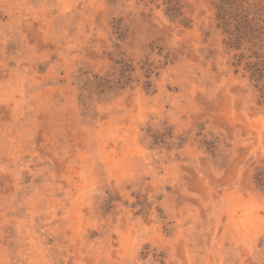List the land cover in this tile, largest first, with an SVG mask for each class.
Returning a JSON list of instances; mask_svg holds the SVG:
<instances>
[{
  "label": "rangeland",
  "instance_id": "374dc122",
  "mask_svg": "<svg viewBox=\"0 0 264 264\" xmlns=\"http://www.w3.org/2000/svg\"><path fill=\"white\" fill-rule=\"evenodd\" d=\"M264 0H0V264H264Z\"/></svg>",
  "mask_w": 264,
  "mask_h": 264
},
{
  "label": "trees",
  "instance_id": "16d2710c",
  "mask_svg": "<svg viewBox=\"0 0 264 264\" xmlns=\"http://www.w3.org/2000/svg\"><path fill=\"white\" fill-rule=\"evenodd\" d=\"M258 182H259L260 184H263V183H264V177H263V174H259Z\"/></svg>",
  "mask_w": 264,
  "mask_h": 264
}]
</instances>
